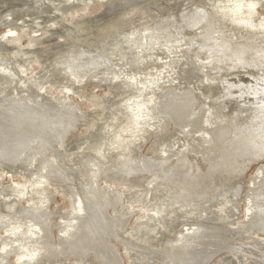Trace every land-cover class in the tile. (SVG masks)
I'll list each match as a JSON object with an SVG mask.
<instances>
[{
  "label": "rangeland",
  "instance_id": "1",
  "mask_svg": "<svg viewBox=\"0 0 264 264\" xmlns=\"http://www.w3.org/2000/svg\"><path fill=\"white\" fill-rule=\"evenodd\" d=\"M46 1H48V2H46ZM46 1L42 0V3L40 4V6L37 7L36 9H34V8L28 7L26 0H24V2L22 0H20V1L19 0H16V1L15 0H7V1L6 0H0V12H1L0 13V58L4 62L5 68H7V70H6L7 72H5L7 75L9 74V72L14 73V70L16 69L15 72H18V73H16L17 78L20 77L19 79H21V80L25 79V82H29L30 81L29 79H31V78H33V79H44V81H43V84L45 82L44 88L49 93H52L54 95H59L58 92L55 91L51 87L52 86L51 84H53V85L55 84V86L58 85L57 87H59V88L61 87V90H63V88H64V91L67 90L65 93H64V91H62L63 97H65L67 95L66 93H68V95L70 96L69 97L70 100L72 101V103L74 102L71 107L75 108V109H71V111L69 110V112H70L69 115H67V114L65 115L66 109L63 111L61 106L57 107L58 105H56L53 109V110H55V113H56V114H54V116L56 117V115L59 114L57 118L58 119L61 118L62 120H64V124L60 125V127L58 129V132H59L58 140L54 142V144H57V146H59L60 151L58 150L52 156H53V159L54 158L55 159L57 158V160L58 159L59 160L64 159V161H62L64 163L59 162V165H60L59 169L60 170L49 171L47 173L44 171L45 169L44 170L41 169V172H40L38 167L35 166L36 168H34V166L32 167V165H27V164H26L27 168L24 165H20V164H16L15 166L5 165V164L1 165L0 166V188L7 187L10 185L11 189L9 188L8 190H6L4 192H2L3 189H0V191L5 195L6 194L9 195L10 190H12L15 193L19 190L26 189V187H24V185L23 186L21 185L22 183H24L27 187L31 188L33 185H36V187L38 189H40V187H41V190H43V188H44V190H43L44 192L51 193L53 195V197H52V201L49 204V207L52 210H54L53 211L54 215H53V220H52L53 221V228H52V226H51V228L50 227L47 229L45 228L44 240H48V239L49 240L50 239L58 240V239H60V235L63 232V230L60 229V225L62 224L61 223V217L58 215L60 214V212H66V213L70 214L71 211L75 210V208H76V201L77 200L74 197H77V194H76V191L74 192L75 189H73V188L71 189L73 180L72 179L69 180L70 179L69 174H70V172L72 175L74 173V175L77 177L76 179H77L78 183L82 184V186H84V185L86 186L87 183H86L85 179H86V174L88 173L87 176H93L94 179L97 178L96 180H98L97 185H98L99 189L107 190L108 197L106 199L107 200V202H106L107 206L106 207L108 209V213L111 215V222L109 224L110 225L109 231H107L105 233L106 236H104V237L103 236H100V237L99 236H90V237L83 236L84 244L87 245L88 248H87V246H85L83 244V242H82V244H80V246L78 244H75V246L71 247L72 249L70 248L71 250L68 249L67 251H65V250L61 249V252H59L57 254L55 253V255L59 254L58 256H60V257L58 259H51V260L43 259L41 261H38L37 264H104V263H107V264H112V263L113 264H117V263L118 264H121V263L122 264H158V262L160 260L159 256L155 255L154 257H149L151 255L150 253L148 254V256H146L147 255L146 253H145V255L138 253L137 251H139V250L136 249L135 245L131 244L132 242H130V239H131V236L132 237L134 236L133 235L135 233L134 226H135L136 222L142 217L143 212H144L143 210H145V209L148 210L153 206L154 200H152L153 196L151 197V195L160 192V190L159 191L155 190L156 187L153 188L152 185H145V183H149V182L155 183L157 181L158 182L165 181L167 183H173V181L174 182H175V180L177 181V178H175L173 176V172H175V170L178 169V170H180V173L181 172L183 173L184 169H186V167H188L187 163L191 162L192 159H194V156L191 155L190 149H187V151L185 150L186 151L185 152L186 159L185 158L180 159L176 162V164L167 161V164L165 163L164 165L158 166L159 164H157L156 159L154 160V158L152 156H150L152 153L155 152V150L159 146L162 147V146L168 145L171 142V140L173 139V136H174V134H172L173 129L175 127H177L175 124L176 123L175 117L180 114V111L183 107L192 109L194 113H199V117L201 119L206 118L208 120L207 121L208 123L206 125L204 124L205 128L207 129V130L205 129L206 131H209L212 128H216L217 125L222 126L223 124H229V127L227 129H224L225 133L223 132V134L221 133L220 135H218L217 140L212 139L211 141L210 140L204 141L203 143H205L204 145L207 148L211 147V149H214L215 151L217 150V152L220 151L218 153L219 156H217L218 157V163H222V162H225L227 160H230L232 162H239L238 166L241 165V167L239 169L240 171L239 172L237 171L238 172L237 177H236L237 189L234 191V194L229 196V197L223 196V197L216 199V198H213V194H209L205 198H203V197H199V198L192 197L191 199L189 198L190 200H187L186 202H182V204L179 202H178L179 204L175 203V205H176L175 208L177 209L176 211H171V212L168 211L169 213L165 212L167 214L164 213L165 215L164 214L160 215L161 219L163 220L164 223L172 219L168 225L169 227L167 228V230L160 226V223H159L160 220H158V221H155L156 228L152 230V232H151L152 234H149V230H147L145 232H141L140 235L136 237L138 240L136 238H135V240L140 241V242L145 243V244H149L150 247L155 246V247L162 248L163 245L166 247L168 245V242H169V240H168L169 237L173 236L176 233L177 229L180 228V226L183 223L182 221H179L180 217L182 218L184 216H187L189 219H190V217H194L195 220H198L199 218H203L204 220L209 221L212 225L215 224L216 226H221V228L228 230L229 233H227V235H226V234L221 233L219 231L215 232V235L212 236V238H210L209 242H205V239L201 240L199 246L194 251L195 253L191 257L190 256L189 257H182L181 256L182 257L181 258L178 254H177L178 255L177 256L175 253L176 258L171 259L169 261V264H188L191 261H198L195 259H197V257L200 255V253H204L205 251H206V253L204 255L205 259L203 257L201 259V261H198V262H202L199 264H264V256H263L264 255V232L257 229V228H254V227H251L253 229L250 230L249 228H246L245 226H243V224L245 223V212H246V210H245L246 209L245 197L247 195V190H248V188H250V184L253 181L252 178L257 173V171H259V170H262V174L264 176V139H263L264 138V136H263L264 135V129H263L264 128V118L261 117V116L264 117V106H262V105H264V89L261 87H252L251 88V86L249 87L247 85L251 82L252 83H257V82L263 83L262 73L264 74V71H263V69H264V54H259L258 55L259 57L257 56V54H255V55L251 54L252 56L251 55L248 56L247 50H252V49H250L249 46L244 45L243 43L242 44L236 43L231 39L230 40H222V41H226V42H222L221 40H219L220 38H223V37L219 36V32H221V31H220V29H219V31H217L218 29L215 26V24H217L218 22L215 24H212L210 26V28H208V29L206 28V33H205L203 38L199 37L198 35L195 36L196 34H194V33H198L199 27H202L201 25L203 24V23H199L198 28H195V30H193V32L189 33L190 35H187V38H188V36L190 37L189 38L190 40L189 39L188 40L191 43H194L193 44L194 46L191 45V48L189 49L188 53L187 52L184 53L185 55L188 54L187 58L189 57L188 60L190 62H188V60L183 62L182 58L185 55H180V54H182V52H179V51L181 49H183L182 48L183 46H179L180 43H176V45L173 49L170 47V46H172V44H170L169 47L168 46H161V45H160L161 46L160 47V46H158V44H154L155 42H153V46L151 45V47L155 48V50L154 49L151 50V52L153 54L151 52H150L151 54L150 53L147 54L148 58L146 57V55H144L142 53V50H140L141 48L134 50V49H131L130 46H122L121 47L122 49L120 48L117 52H115L114 55L110 56L109 58L103 59L102 60L103 62L101 61L102 63L101 62L97 63V64L93 63V65H88L87 67L86 66L83 67V65H82V66L76 67L77 69L76 68L73 69L67 65L62 64L61 62L55 61V59H57L59 57L60 53L63 50H66L67 47L69 48V46H72L73 44L77 45V46L86 47L89 49H91V47L96 46V45L101 46V44H102L101 41L105 42V41L109 40L110 32L122 31L123 29H124L123 31H126V32L131 31V30H137V29L141 30L143 27L149 26L151 24L150 20H153V19L158 17L157 16L158 12H159L158 14H160V19H162V20H160L161 24L167 23V21H168V23L172 22L170 24L174 25L173 23H176V22L179 23V22H181V20H183V18H181L180 14L185 12L186 9L188 10L189 7L191 8L192 6L193 7L194 6L200 7L201 6V8H202L203 5L211 2L212 0L209 2L207 0H175V1L174 0H169V1L168 0H145V2L143 1L144 4H142V5H141V3H143V2L141 0V1L134 2V3L130 4L131 6L127 5L126 8H128V9H126V8L124 9L126 11L123 10L122 13H120L121 11H118L120 14L117 11L110 13L111 11L109 9L112 10L113 9L112 6H109V8H107L108 6H106V5H108L109 0H61V1L60 0H46ZM162 1H163V3H162ZM114 2H116V1L114 0ZM263 2H264V0H261V3H259L257 8H256L258 13L255 14V16H254L255 19H257V17L259 15L264 14V3ZM47 3H49V4H47ZM161 3H162V5H161ZM133 4H135V5H133ZM167 4H170V5H167ZM185 4H187V5L185 6ZM160 5H161V8L159 7ZM207 5L208 4L203 6L204 8H202V9H205V7ZM5 6H7V7H5ZM165 6H168V7H165ZM232 6H234L236 8L237 4L234 3V4H232ZM101 7L102 8L105 7V8L102 10V9H100ZM152 7H154V8H152ZM156 8H158L159 10ZM147 9L150 12H148ZM150 9H152V10H150ZM127 10H128V12H127ZM144 10H145V12H144ZM155 11H157V12H155ZM12 12H13V14H12ZM175 12H177V13H175ZM178 12H180V13H178ZM9 14H10V16H9ZM108 14H109V16H107ZM225 14L226 13H224L223 15H225ZM137 15H138L139 19L136 18ZM115 17L117 19H115ZM134 18H135V20H134ZM164 18H166V19H164ZM130 19L132 20V22L134 24L131 23ZM172 19H173V21H172ZM95 20H97V21H95ZM219 21H220V19H219ZM146 23H147V25H146ZM134 25H136V26H134ZM203 28H205L204 25H203ZM11 29H12V31H17L19 36L21 35L20 36V42H17L18 39L15 40L16 42L15 41L12 42L11 40H13V38L11 35H8V37H6L8 34V30H11ZM94 31H95V33H94ZM225 34L228 37L231 35V34L229 35V33H226V32H225ZM2 36H4V37H2ZM254 36H255L254 32L251 33V31H249V30L246 31V29H244L239 37H240L241 41H249V39H251V37H254ZM214 37H217V39H215ZM5 39H7V40H5ZM32 39H35L34 43H31L30 40H32ZM71 43H73V44H71ZM198 43L200 46H198ZM62 44H63L64 48L62 47ZM213 45H215V46H213ZM60 46H61V48H60ZM65 47H66V49H65ZM196 47H198V48H196ZM244 47H245V49H244ZM227 48H228V50H227ZM233 48H236V49H233ZM237 48H238V51H237ZM58 49L60 52H57ZM60 49H62V50H60ZM125 50H127V51H125ZM133 51H135V52H133ZM173 51H174V53H173ZM136 52H137V54H135ZM177 52H179V53H177ZM238 53H240L241 55ZM126 54L129 56H127ZM133 54H134V56H133ZM142 56H143V58H142ZM171 56L174 59H172ZM166 57H170V59L166 58ZM248 57H250V58H248ZM110 58H112V59H110ZM179 58L181 59V61H179L180 60ZM152 59H153V61H152ZM176 59L178 60V62H176L177 61ZM143 60H145V61H143ZM165 60L166 61L169 60L170 65ZM174 60H176V61H174ZM248 60H250V61H248ZM22 62H23V64H22ZM134 62H138V63H134ZM162 62H163V64H162ZM187 62L190 64H188ZM216 62H217V64H216ZM109 63L110 64L114 63V65H109ZM172 63L175 64V66H173ZM237 63H238V65H236ZM6 65H8V66H6ZM16 66H18L19 68ZM45 66L46 67L50 66L49 69H50V71L51 70L52 71L50 73L48 71H47L48 73L45 72L43 69ZM116 66H118V67H116ZM185 66H186L185 72L186 71L191 72L193 75V78H194L193 82L190 83V85H189V80H187L185 77L183 78V80L181 77H179V70L178 69L185 67ZM10 67H12V68H10ZM13 67H15V68H13ZM168 67L171 69L169 70ZM251 67H253V68H251ZM65 68L68 70L66 71ZM78 68H79V71H78ZM126 68H129V69H126ZM191 69H193V71H190ZM249 70H251V71H249ZM252 70H254V71H252ZM71 71H73V72L71 73ZM74 71H76L78 74L74 73ZM87 71L90 73L92 78H91V76L89 77V73ZM116 71H117V74H116ZM216 71H218L219 73L222 72V73H220L221 75H219V76L222 79L224 78L225 80L224 79L223 80L227 84V85L221 84V83H224L222 81L220 84L217 85L218 86L217 90H215L212 82L209 84L211 79H213V77H216V74H215ZM26 72H27V74H25ZM36 72H37V74H36ZM63 72H65V73H63ZM105 72L108 76L105 74ZM124 72H125V74H124ZM99 73H100V75H102L101 77H100ZM147 73H149V74H147ZM251 73H253V74H251ZM73 74H74V76H73ZM81 74H83V75L85 74V75L81 76ZM169 74H171V75H169ZM48 75L50 76V78H47ZM109 75H111L112 78ZM257 75H258V77H256ZM8 76L6 77V80L8 81L6 84L10 85L11 81H9V79L11 78V76L10 75H8ZM75 76H76V78H75ZM158 76H159V79H158ZM163 76H164V78H163ZM172 76H174V77H172ZM194 76H196V77H194ZM208 76H210V77H208ZM253 76H254V80L252 79ZM36 77H38V78H36ZM94 77H96V78H94ZM145 77L146 78L149 77L150 79L149 78L146 79ZM167 77H169V78H167ZM255 77H256V79H255ZM85 78H88V80H86ZM257 78H258V80H257ZM6 80H1V77H0V88H2L3 85H5L4 82H6ZM80 80L82 81L81 83H80ZM238 81H240V82H238ZM141 82H143V83H141ZM169 82H171V83H169ZM69 83L73 84V87H72L73 89L71 91H68V89H67L69 87L67 84H69ZM82 83H83V85H82ZM140 84H141V86H140ZM233 84H239V86L236 87ZM149 85H151V86H149ZM241 85H243V86H241ZM77 86H80V87H77ZM180 86H182L181 88H184L185 91L184 90L180 91L178 89V88H180ZM228 86H229V88H228ZM261 86H264V83L261 84ZM29 87L30 86H28L26 88L28 89ZM110 87H112V88L110 89ZM242 88L244 89V91L242 90ZM112 89H113V91H111ZM149 89H151V90L153 89V90L149 91ZM157 89H158V91H157ZM74 90H77V92L75 94L73 92ZM167 92L170 93V94H168L169 96L167 98L171 101V105H172L171 107L170 106L166 107L165 105H163L159 102V98L164 96V94H166ZM194 92H196L195 94H197L198 92H204V96L202 98H200V95H198V94L195 95ZM245 92H247L248 97H247V94ZM258 92H260V93H258ZM143 93H145V94H143ZM160 93H162V94H160ZM157 94H158V97H157ZM220 95L222 97H219ZM237 95L239 96V98ZM252 95H253V99H252ZM45 96H46V94H45ZM76 96H78V97H76ZM144 96H145V98H144ZM185 96L189 97V98L186 99ZM240 96H241V98H240ZM155 97H157V98H155ZM224 98H227V99L225 100ZM136 100H138V101H136ZM149 100H150V102H149ZM228 100H229V102H227ZM240 100H242V101H240ZM251 100H253V101H251ZM25 101H28V100H25ZM104 101L105 102L107 101V102L105 103ZM142 101H144V103ZM65 102H67V101H65ZM140 102H142L141 105H140ZM147 102H148V104H147ZM254 102H256V104H254ZM28 103L31 105L36 104L35 102H34L35 104H33L32 101H30ZM158 103H160V104H158ZM133 104H134V106H133ZM168 104H170V103H168ZM233 105L236 107H234ZM152 106H154V107H152ZM103 107H105V108H103ZM142 107H143V110H142ZM211 107L214 109H211ZM234 108H239V109H234ZM103 109L105 110V113H104ZM150 109L152 110V112ZM74 110H76L79 113L78 114L75 111L79 117L77 116L76 113H75V115H72ZM125 110H126V112H125ZM145 110H147L148 112H146ZM249 110L250 111L253 110L252 114H248L247 111H249ZM141 111H143V112H141ZM144 111L146 113L145 114L146 116L144 115ZM168 112H170V114ZM217 112H218V114H217ZM159 113H161V114L164 113V114H162V117H161V114H159ZM62 114H63V116H62ZM156 116H157V118H156ZM150 117H152L154 119H152ZM164 117H166V118H164ZM167 118H169V119H167ZM61 119H59V120L61 121ZM110 119H111V121H110ZM149 119H152L153 121L149 120ZM164 119H166V121ZM222 119H223V121H222ZM224 119H226V120H224ZM123 120H125V121H123ZM129 123L133 127L138 128V131L142 136V138H139V139H142V141L140 142V140H139L140 143L138 142V147H139L138 149H137V147H132L131 144H133L134 142H132V143L130 142L131 144H128L130 147L127 145L131 151L133 150L132 154H134V157H138V155H140V158L138 160H134L133 162H131V160L127 161L128 164H125V163H121V159L118 158V156L120 154L122 155L123 152L121 153V151L119 152L118 150H114V148H115V146H117V140H118L117 135H119V133H120V135H122L121 131H122L123 126L124 125L129 126ZM141 123H142V125H141ZM151 123H152V126H151ZM171 123H173V124L171 125ZM237 123H239L240 125H238V126L235 125ZM232 124H234V125H232ZM148 125H150V126L148 127ZM189 127H188V129L190 130ZM67 128H68V131H65V130H67ZM69 128L70 129L72 128V129L70 130ZM86 130H89V131L87 132ZM205 130L203 129V132ZM245 130H247V131H245ZM115 132H116V134H115ZM236 132H238V134H236ZM245 132L247 134H245ZM262 133H263V135H261ZM114 134L116 136H114ZM224 134H226V135H224ZM232 134L234 137L232 136ZM235 134H236V136H235ZM60 135H61V137H60ZM192 135L193 134H191L190 136H192ZM205 136H206V134L202 133L201 139L202 140L205 139ZM221 136H222V138H221ZM240 136H241V138H240ZM105 138H107V140ZM195 138L197 139L199 137L197 136ZM99 140H100V142H99ZM110 142L113 144H111ZM208 142H210V143H208ZM107 143H109L110 146ZM96 144H97L98 148L96 147ZM213 144H215L216 146H214ZM90 145L93 147H91ZM106 145H108V146H106ZM85 146L89 150L86 151ZM254 146H257V147H254ZM104 148H106L107 150ZM112 148H113V150H112ZM188 148H190V147H188ZM135 150H137V151H135ZM66 152L67 153L69 152V153L67 154ZM109 152L112 154H108ZM91 153L95 156L98 154L99 155L105 154V155L101 156L102 158H99L100 160H98V159L94 158L93 156L91 158V156H90ZM124 153H126V151H124ZM78 154L80 155L79 157H78ZM84 155L86 158L84 157ZM107 156H109L110 158ZM83 157H84V160H83ZM104 157H106V159L108 158L107 159L108 162L105 161L106 159L103 160ZM200 158H206L207 159L206 154H201ZM200 158H199V160H201ZM111 159H112V161H110ZM139 160L140 161L142 160V161L140 162ZM152 160H154V162ZM96 161H97V163H96ZM115 161H117V162H115ZM100 162H102V163L104 162L105 164L103 163L102 166H100L101 165V164H99ZM137 163L140 165H138ZM67 164L68 165L70 164V165L68 166ZM79 164H80V166H79ZM108 164H110V165H108ZM63 165H64V167H63ZM128 165H130V166H128ZM131 165H133L134 167ZM171 165H172V167H171ZM174 165H176V166H174ZM203 165H207V164H203ZM28 167H29V170H28ZM66 168H70V169H66ZM98 168H100V169H98ZM153 168H155V169H153ZM205 168L206 167L203 166V172H204ZM123 169H124V171H123ZM133 169H135L136 172L138 171L139 174L136 173ZM30 170L31 171L35 170V171L31 172ZM103 170H105V171H103ZM113 170H115V171L117 170V171L114 172ZM200 170H202V169H200ZM67 171L69 174L67 173ZM112 171H113V173H112ZM214 171L212 172V174L215 173ZM35 172H37V173H35ZM60 172L62 174H60ZM63 172L65 175L63 174ZM150 172L152 173V175H150L151 174ZM226 172L228 173V171H226ZM23 173H24V175H23ZM117 173H119V174H117ZM161 173H163V174H161ZM43 174H45V175L43 176ZM80 174H83L82 177ZM155 174H156V177H155ZM62 175H64V176H62ZM67 175H68V177H67ZM149 176H150V178H147ZM187 177H188L187 179L184 178L185 181L189 180V178H190V176H187ZM51 178H53V179H51ZM64 178H66V180H65L66 183L63 182ZM80 178H81V181H80ZM54 179H55V181H54ZM159 179H160V181H159ZM30 180H31V182H30ZM60 180H61V182H60ZM83 180H84V182H82ZM16 181H18V182H16ZM36 181H38V182H36ZM12 182L15 184V186H17L18 189H15L17 191L14 190L15 186L11 184ZM39 182H40V184H39ZM48 182H50V183H48ZM67 182L69 183L70 186L68 185ZM30 183H33V184H30ZM41 184H42V186H41ZM48 184H50V185H48ZM65 184L69 187H67ZM156 189H158V188H156ZM50 190H51V192H50ZM132 190H134V191L135 190H143V192L142 193H140V192L139 193H137V192L133 193L134 191H132ZM30 191L32 192V189ZM26 193H27V189L25 190V192L24 191L19 192V195H26ZM67 193H68V195L66 196ZM75 194H76V196H75ZM32 196H33V194H30V197H32ZM30 197H26V198L24 197L25 200H24V198L21 199L19 203L17 202L18 206L17 205L16 206L8 205L9 204L8 201L3 203V205H4L3 206L2 202H3V200H6L7 198L4 197V199H1V197H0V211L2 212V210H3V213H4V214H1V212H0V217L6 216L7 217V218L5 217L6 221H8L7 219H9V222H18V223L20 222L17 225H20V224L22 225V223H23V225H25V223L28 225L29 222L34 223L35 217L30 215L31 207L28 205V201L29 202L31 201ZM263 197H264V195H263ZM113 198H116V199H113ZM26 199H28V200H26ZM35 201H36V197H35ZM108 201L110 202V204H108L109 203ZM6 203H8V204H6ZM25 203H27L26 204L27 206L25 205ZM33 204L38 205V203H33ZM19 205L20 206L22 205V206L20 207ZM69 206H71V207H69ZM108 206H109V208H108ZM2 207H3V209H2ZM110 207H112L113 209ZM166 208H169V206H166ZM166 208H163V210H165ZM7 212H8V214H7ZM35 213H37V212L35 211ZM114 213H117V215ZM16 214H17V216H16ZM27 214H29V215H27ZM28 216H30V217H28ZM126 216H128V217H126ZM10 217H11V219H10ZM175 217L177 219H174ZM5 218H4V220H5ZM13 218L16 220H14ZM194 219H190V220L194 221ZM111 224H112V226H111ZM171 224H173V227ZM115 225L117 226V228ZM174 225H175V227H174ZM159 226H160V228L158 229L157 227H159ZM114 228L118 229V230L116 231ZM171 228H174V229H171ZM236 228H238V230L234 231ZM110 229H111V231H110ZM11 230L12 229L10 227L9 228L7 227L5 230L3 229V231L0 230V241H1L0 242V254H2V259H1L2 261H7V259H8L9 262L15 263L19 259L18 258L19 256L17 255V253L21 252L23 250L29 249L33 243L23 244L25 242V240L19 239L18 241L11 243V245H12L11 248L15 247L14 249L16 252L14 251L13 248L8 249L9 248L8 243L10 242V240H6V239H7V236H11L10 235ZM22 233H25V232L22 231ZM116 233H117V236L115 235ZM49 234H51V235H49ZM48 235H49V238H48ZM228 237H229V239H232L234 241V243L236 245H238V247H239L238 249H235V252H232L231 246L228 243V242H230V241H228ZM88 238H89V240H88ZM105 238H107V240L110 241L114 245L115 251L121 256V262H120L119 258L116 256V252L113 249H111L110 247H108V246L106 247L103 244V239H105ZM90 239H91V241H90ZM126 239L128 242L126 241ZM253 239H257V242L254 243ZM96 240H98V241H96ZM2 241H4L5 243ZM86 241H88V242H86ZM92 241H94V242H92ZM90 242H91V245H88V243H90ZM129 243H130V245H128ZM13 244L16 246H14ZM37 244L35 245V243H34L31 246L32 248H30V251L32 249L34 250L35 248H37V246L39 245V244L38 245ZM227 245H229V246H227ZM91 246H93V247L91 248ZM82 247H84V248H82ZM4 249H6L7 251L6 250L4 251ZM82 249H84V250H82ZM85 250H86V252H85ZM110 251L112 252V254L115 255V257L117 259L114 257V255L111 254ZM67 252H68V254H67ZM100 252H102L103 254L98 255V253H100ZM168 252L169 251L167 250L165 254H167ZM82 253H85V255ZM151 253L153 254L152 251H151ZM74 255H79V256H74ZM109 255H110V257H109ZM168 255L169 256L167 257V259L168 258L170 259L172 257V256H170L171 254L168 253ZM79 257L82 258L83 260L77 261V258H79Z\"/></svg>",
  "mask_w": 264,
  "mask_h": 264
},
{
  "label": "bare ground",
  "instance_id": "2",
  "mask_svg": "<svg viewBox=\"0 0 264 264\" xmlns=\"http://www.w3.org/2000/svg\"><path fill=\"white\" fill-rule=\"evenodd\" d=\"M7 1V0H6ZM16 1V0H15ZM20 1V0H19ZM24 2V0H22ZM46 1V0H44ZM61 1V0H60ZM116 2H114V0H109V3L107 8H109V6H112V10L109 9L111 12L113 13L115 11H121L120 13L123 12V10L126 8L127 5H130L134 2H138L141 0H115ZM145 2V0H142V2ZM169 1V0H168ZM175 1V0H174ZM208 2L211 0H207ZM10 2V1H9ZM22 2V3H23ZM48 2V1H46ZM52 2V1H51ZM141 3L142 4H144ZM206 2V1H205ZM238 2V3H237ZM6 3V2H5ZM26 3L28 5L29 8H34L36 9L37 7L40 6V4L42 3V0H26ZM53 3V2H52ZM107 3V2H106ZM140 3V2H139ZM150 3V2H149ZM148 3V4H149ZM163 3V1H162ZM161 3V5H162ZM170 3V2H169ZM236 3L237 6L236 8L234 6H232V4ZM261 3V0H212L208 4L205 9L203 5L202 8L200 7H189L188 10L186 9L185 12H181L182 14H180L181 18H183V20H181V22H176L173 23L174 25L168 23H160V14L157 13V18L150 20L151 24L149 26H145L143 27L141 30L137 29V30H131V31H114V32H110L109 34V40L102 42L101 41V46H93L91 47V49L86 48V47H82V46H77L73 44L72 46H69V48L65 47L66 50H63L59 57L57 59H55L56 62H61L64 65H67L71 68H76L78 66H82L83 67H87L88 65H93L100 63L103 59L109 58L110 56L114 55L115 52H117L122 46H130L131 49H139L142 50V53L144 55L149 54L151 52V50H155V48L151 47V45L153 46V42H155L154 44H158V46H170V44H172V46H170L171 48L174 49L176 43H180L179 46H183L181 49L180 47V51L182 52V54L180 55H185L184 53L189 51V49L191 48V45H193L194 43H191L189 40V36L187 38V35H190V32H193V30H195V28H198L199 23H203L201 26L199 27V32L198 33H194L196 34L195 36H199V37H204L205 33H206V28H210V26L212 24H215L216 28L218 29L217 31L219 32V36H222L223 38H220L219 40H233L236 43L239 44H244L250 47V49L252 50H247V55L250 56L251 54H257V56L259 54H264V14H261L257 17V19H255V14L258 13L257 11V6L258 4ZM264 3V2H263ZM45 4V3H44ZM49 4V3H47ZM46 4V5H47ZM165 4V3H164ZM135 5V4H133ZM161 5L159 6L161 8ZM170 5V4H167ZM183 5V4H182ZM187 4H185L186 6ZM198 5V4H197ZM18 6V5H17ZM103 6V5H102ZM105 6V7H106ZM131 6V5H130ZM144 6V5H143ZM152 6V5H151ZM164 6V5H163ZM181 6V5H180ZM232 6V7H231ZM7 7V6H5ZM10 7V6H9ZM105 7H101L100 9H104ZM168 7V6H165ZM43 8V7H42ZM106 8V9H107ZM131 8V7H130ZM151 8V7H150ZM154 8V7H152ZM229 8V9H228ZM44 9V8H43ZM62 9V8H61ZM105 9V10H106ZM128 9V8H126ZM158 9V8H156ZM7 10V9H6ZM148 10V9H147ZM152 10V9H150ZM159 10V9H158ZM183 10V9H182ZM225 10V11H224ZM13 11V10H12ZM45 11V10H44ZM49 11V10H48ZM126 11V10H124ZM184 11V10H183ZM128 12V10H127ZM142 12V11H141ZM145 12V10H144ZM148 12H150L148 10ZM157 12V11H155ZM171 12V11H170ZM1 13V12H0ZM18 13V12H17ZM16 13V14H17ZM35 13V12H34ZM41 13V12H40ZM119 13V12H118ZM119 13V14H120ZM147 13V12H146ZM177 13V12H175ZM180 13V12H178ZM224 13H226L225 15H223ZM13 14V12H12ZM20 14V13H19ZM39 14V13H38ZM106 14V13H105ZM153 14V13H152ZM103 15V14H102ZM127 15V14H126ZM139 15V14H138ZM138 15L136 18H138ZM169 15V14H168ZM10 16V14H9ZM24 16V15H23ZM106 16V15H105ZM109 16V14L107 15ZM124 16V15H123ZM135 16V15H134ZM155 16V15H154ZM164 16V15H163ZM162 16V17H163ZM100 17V16H99ZM114 17V16H113ZM119 17V16H118ZM97 18V17H96ZM103 18V17H102ZM177 18V17H176ZM2 19V18H1ZM114 19V18H113ZM115 19H117L115 17ZM139 19V18H138ZM151 19V18H150ZM166 19V18H164ZM180 19V18H179ZM220 19V21H219ZM131 20V19H130ZM135 20V18H134ZM5 21V20H4ZM97 21V20H95ZM124 21V20H123ZM153 21V22H152ZM173 21V19H172ZM179 21V20H178ZM139 22V21H138ZM117 23V22H116ZM119 23V22H118ZM131 23L132 20H131ZM134 24V23H133ZM115 25V24H114ZM119 25V24H118ZM137 25V24H136ZM134 25V26H136ZM147 25V23H146ZM203 25L205 26V28H203ZM116 26V25H115ZM219 26V27H218ZM96 27V26H95ZM94 27V28H95ZM112 27V26H111ZM141 28V27H140ZM246 29L254 32L255 36L251 37V39H249V41H241L240 40V34L242 33V31ZM94 30V29H93ZM96 30V29H95ZM166 32V33H165ZM229 33V37L225 34ZM95 33V31H94ZM107 33V32H106ZM6 35V34H5ZM8 35H11L13 40H11L12 42L17 40V42H20V36L18 34L17 31H12L8 30V34L6 37H8ZM193 35V34H192ZM23 36V35H22ZM4 37V36H2ZM237 37V38H236ZM208 38V37H207ZM215 39H217V37H214ZM3 39V38H2ZM9 39V38H8ZM189 39V40H188ZM7 40V39H5ZM31 43L35 42V39L30 40ZM192 41V40H191ZM3 42V41H2ZM16 42V41H15ZM222 42H226V41H222ZM65 43V42H64ZM97 43V42H96ZM232 43V42H231ZM238 44V45H239ZM70 45V44H69ZM232 45V44H231ZM68 46V45H67ZM160 46V47H161ZM194 46V45H193ZM198 46L199 43H198ZM215 46V45H213ZM57 47V46H56ZM63 47V44H62ZM235 47V46H234ZM243 47V46H242ZM58 48V47H57ZM61 48V46H60ZM64 48V47H63ZM124 48V47H123ZM165 48V47H164ZM198 48V47H196ZM122 49V48H121ZM126 49V48H125ZM236 49V48H233ZM245 49V47H244ZM243 49V50H244ZM56 50V49H55ZM62 50V49H60ZM219 50V49H218ZM228 50V48H227ZM240 50V49H239ZM127 51V50H125ZM124 51V52H125ZM162 51V50H161ZM195 51V50H194ZM211 51V50H210ZM238 51V48H237ZM57 52H60L59 49ZM56 52V53H57ZM135 52V51H133ZM138 52V51H137ZM137 52L135 54H137ZM140 52V51H139ZM163 52V51H162ZM177 52V53H179ZM245 52V51H244ZM127 53V52H126ZM152 53V52H151ZM150 53V54H151ZM174 53V51H173ZM176 53V52H175ZM153 54V53H152ZM195 54V53H194ZM240 54V53H238ZM125 55V54H124ZM127 55V54H126ZM166 55V54H165ZM170 55V54H169ZM241 55V54H240ZM129 56V55H127ZM132 56V55H131ZM134 56V54H133ZM138 56V55H137ZM186 56V57H185ZM183 56V62L187 61L188 58V54ZM200 56V55H199ZM206 56V55H205ZM219 56V55H218ZM252 56V55H251ZM55 57V56H54ZM118 57V56H117ZM121 57V56H120ZM145 57V56H144ZM157 57V56H156ZM176 57V56H175ZM198 57V56H197ZM196 57V58H197ZM242 57V56H241ZM259 57V56H258ZM115 58V57H114ZM113 58V59H114ZM134 58V57H133ZM143 58V56H142ZM148 58V57H147ZM169 58L170 57H166ZM172 58V56H171ZM195 58V57H194ZM203 58V57H202ZM210 58V57H209ZM250 58V57H248ZM54 59V58H53ZM52 59V60H53ZM112 59V58H110ZM127 59V58H126ZM136 59V58H135ZM174 59V58H172ZM180 59V58H179ZM212 59V58H211ZM210 59V60H211ZM239 59V58H238ZM128 60V59H127ZM177 60V59H176ZM174 60V61H176ZM192 60V59H191ZM218 60V59H217ZM236 60V59H235ZM111 61V60H110ZM121 61V60H120ZM137 61V60H136ZM145 61V60H143ZM153 61V59H152ZM166 61V60H165ZM181 61V59L179 60ZM199 61V60H198ZM241 61V60H240ZM245 61V60H244ZM243 61V62H244ZM250 61V60H248ZM40 62V61H39ZM103 62V61H102ZM101 62V63H102ZM105 62V61H104ZM112 62V61H111ZM116 62V61H115ZM130 62V61H129ZM128 62V63H129ZM169 64V60L166 61ZM178 62V60L176 61ZM188 62H190L188 60ZM187 62V63H188ZM210 62V61H209ZM236 62V61H235ZM134 63H138V62H134ZM146 63V62H145ZM203 63V62H202ZM208 63V62H207ZM7 64V63H6ZM23 64V62H22ZM57 64V63H56ZM131 64V63H130ZM163 64V62H162ZM173 64V63H172ZM190 64V63H188ZM206 64V63H205ZM217 64V62H216ZM249 64V63H248ZM257 64V63H256ZM260 64V63H259ZM100 65V64H99ZM106 65V64H105ZM109 65H114L110 64ZM126 65V64H125ZM140 65V64H139ZM138 65V66H139ZM166 65V64H165ZM170 65V64H169ZM168 65V66H169ZM181 65V64H180ZM238 65V63L236 64ZM258 65V64H257ZM256 65V66H257ZM8 66V65H6ZM14 66V65H13ZM52 66V65H51ZM57 66V65H56ZM101 66V65H100ZM137 66V65H136ZM173 66H175V64H173ZM182 66V65H181ZM263 66V65H262ZM18 67V66H16ZM23 67V66H22ZM102 67V66H101ZM112 67V66H111ZM118 67V66H116ZM115 67V68H116ZM135 67V66H134ZM153 67V66H152ZM232 67V66H231ZM236 67V66H235ZM12 68V67H10ZM15 68V67H13ZM19 68V67H18ZM50 66L48 67H44V71L45 72H51L50 71ZM57 68V67H56ZM55 68V69H56ZM104 68V67H103ZM107 68V67H106ZM166 68V67H165ZM169 68V67H168ZM185 67L179 68V77L183 78L185 77L187 80H189V85L190 83L193 82L194 78L191 72L186 71L185 72ZM194 68V67H193ZM200 68V67H199ZM202 68V67H201ZM253 68V67H251ZM66 69V68H65ZM77 69V68H76ZM84 69V68H83ZM98 69V68H97ZM101 69V68H100ZM114 69V68H113ZM120 69V68H119ZM129 69V68H126ZM171 68H169L170 70ZM242 69V68H241ZM245 69V68H244ZM249 69V68H248ZM7 68H5L4 62L1 60L0 58V77L1 80H6V77L8 75L11 76V78L9 79V81H11L10 85L6 84L8 81L6 80L5 85H3L2 88H0V166L1 165H11V166H15L16 164H20V165H24L27 168V165H32V167L34 166V168L38 167L40 172L41 169L44 170L46 173L49 171H55V170H60L59 167V162L64 163L62 161L63 160H57V158L54 160L53 159V154L55 152H57L59 150V146H57V144H54L55 141L58 140V136H59V132L58 129L60 127V125L64 124V120L61 121L57 118L58 115H56V117L54 116L55 110L54 107L56 105H58L57 107L61 106L63 111L66 109L65 115H69L71 111V109H75L72 108V101L70 100V96L68 95V93H66L67 95L65 97H63V90H61V87H57L55 86V84H51L52 88L58 92L59 95H54L52 93L47 92V90L44 88V84L43 81L44 79H29V82H25L24 80H21L19 78H17L16 73L14 70V73L9 72V74L7 75L5 72ZM68 69H66L67 71ZM117 70V69H116ZM123 70V69H122ZM131 70V69H130ZM137 70V69H136ZM135 70V71H136ZM157 70V69H156ZM167 70V69H166ZM214 70V69H213ZM23 71V70H22ZM35 71V70H34ZM79 71V68H78ZM81 71V70H80ZM104 71V70H103ZM115 71V70H114ZM190 71H193V69H191ZM203 71V70H202ZM251 71V70H249ZM254 71V70H252ZM264 71V69H263ZM33 72V71H32ZM47 72V73H48ZM73 71H71L72 73ZM88 72V71H87ZM100 72V71H99ZM102 72V71H101ZM139 72V71H138ZM153 72V71H152ZM151 72V73H152ZM159 72V71H158ZM211 72V71H210ZM65 73V72H63ZM69 73V72H68ZM74 73H77L76 71H74ZM85 73V72H84ZM89 73V72H88ZM111 73V72H110ZM115 73V72H114ZM128 73V72H127ZM137 73V72H136ZM157 73V72H156ZM166 73V72H165ZM222 73V72H220ZM218 71H216V77H213V79H211V81L209 82V84L212 82L213 86L215 88V90H217V85L220 84L222 81L224 82V80L219 76L221 75ZM227 73V72H226ZM27 74V72L25 73ZM37 74V72H36ZM40 74V73H39ZM38 74V75H39ZM78 74V73H77ZM86 74V73H85ZM84 74V75H85ZM97 74V73H96ZM95 74V75H96ZM106 74V72H105ZM117 74V71H116ZM125 74V72H124ZM130 74V73H129ZM139 74V73H138ZM149 74V73H147ZM172 74V73H171ZM169 74V75H171ZM201 74V73H200ZM199 74V75H200ZM253 74V73H251ZM260 74V73H259ZM80 75V74H79ZM83 74H81V76H84ZM88 75V74H87ZM100 75V73H99ZM107 75V74H106ZM131 75V74H130ZM144 75V74H143ZM159 75V74H158ZM204 75V74H203ZM206 75V74H205ZM256 75V74H255ZM254 75V76H255ZM32 76V75H31ZM53 76V75H52ZM71 76V75H70ZM74 76V74H73ZM80 76V77H81ZM90 73H89V77H90ZM102 75H100L101 77ZM108 76V75H107ZM111 76V75H109ZM117 76V75H116ZM115 76V77H116ZM201 76V75H200ZM224 76V75H223ZM254 76H253V80H254ZM261 76V75H260ZM9 77V76H8ZM40 77V76H39ZM174 77V76H172ZM178 77V76H177ZM196 77V76H194ZM199 77V76H198ZM210 77V76H208ZM258 77V75L256 76ZM255 77V79H256ZM38 78V77H36ZM42 78V77H41ZM47 78H50V76L48 75ZM76 78V76H75ZM92 78V76H91ZM96 78V77H94ZM109 78V77H108ZM112 78V76H111ZM128 78V77H127ZM139 78V77H138ZM146 78V77H145ZM149 78V77H148ZM146 78V79H148ZM156 78V77H155ZM164 78V76H163ZM169 78V77H167ZM200 78V77H199ZM221 78V79H220ZM262 78H263V83H264V74L262 73ZM46 79V78H45ZM56 79V78H55ZM86 80H88V78H85ZM84 79V80H85ZM136 79V78H135ZM145 79V80H146ZM150 79V78H149ZM153 79V78H152ZM159 79V76H158ZM171 79V78H170ZM207 79V78H206ZM209 79V78H208ZM83 80V81H84ZM139 80V79H138ZM143 80V79H142ZM155 80V79H154ZM162 80V79H161ZM192 80V81H191ZM203 80V79H202ZM210 80V79H209ZM258 80V78H257ZM262 80V79H261ZM260 80V81H261ZM150 81V80H149ZM156 81V80H155ZM176 81V80H175ZM185 81V80H184ZM249 81V80H248ZM82 81L80 80V83ZM164 82V81H163ZM162 82V83H163ZM178 82V81H177ZM201 82V81H200ZM240 82V81H238ZM243 82V81H242ZM246 82V81H245ZM254 82V81H253ZM3 83V82H2ZM113 83V82H112ZM143 83V82H141ZM147 83V82H146ZM171 83V82H169ZM261 82H257V83H249L247 84L249 87H261L264 89V86H261V84H263ZM106 84V83H105ZM119 84V83H118ZM134 84V83H133ZM139 84V83H138ZM188 84V83H187ZM203 84V83H202ZM224 85H227L226 82L221 83ZM65 85V84H64ZM69 87L67 88L68 91H71L73 88V84L69 83L67 84ZM83 85V83H82ZM112 85V84H111ZM167 85V84H166ZM234 86L238 87L239 84H233ZM256 85V86H255ZM30 86L28 89L26 87ZM138 86V85H137ZM141 86V84H140ZM151 86V85H149ZM148 86V87H149ZM154 86V85H153ZM201 86V85H200ZM233 86V87H234ZM243 86V85H241ZM245 86V85H244ZM80 87V86H77ZM159 87V86H158ZM170 87V86H169ZM182 86H180V88H178L180 91H183L184 88H181ZM203 87V86H202ZM224 87V86H223ZM232 87V88H233ZM112 87H110L111 89ZM227 88V87H226ZM229 88V86H228ZM146 89V88H145ZM164 89V88H163ZM116 90V89H115ZM114 90V91H115ZM143 90V89H142ZM151 89H149L150 91ZM153 90V89H152ZM151 90V91H152ZM161 90V89H160ZM225 90V89H224ZM227 90V89H226ZM230 90V89H229ZM242 90L244 91V89L242 88ZM251 90V89H250ZM67 91V90H66ZM64 91V93L66 92ZM113 91V89L111 90ZM117 91V90H116ZM148 91V92H149ZM158 91V89H157ZM168 91V90H167ZM185 91V90H184ZM194 91V90H193ZM242 91V92H243ZM252 91V90H251ZM74 94L77 92V90L73 91ZM161 92V91H160ZM135 93V92H134ZM196 92H194L195 94ZM221 93V92H220ZM247 94V92H245ZM250 93V92H249ZM260 93V92H258ZM46 94V96H45ZM145 94V93H143ZM162 94V93H160ZM170 93H166L164 94V96H162L161 98H159V102L163 105H165L166 107L168 106H172L171 105V101L167 98ZM198 95H200V98H202L204 96V92H198ZM195 94V95H197ZM222 94V93H221ZM77 95V94H76ZM80 95V94H79ZM85 95V94H84ZM139 95V94H138ZM141 95V94H140ZM240 95V94H239ZM142 96V95H141ZM155 96V95H154ZM190 96V95H189ZM228 96V95H227ZM238 96V95H237ZM246 96V95H245ZM244 96V97H245ZM78 97V96H76ZM88 97V96H87ZM86 97V98H87ZM133 97V96H132ZM147 97V96H146ZM158 97V94H157ZM155 97V98H157ZM219 97H222L221 95ZM248 97V94H247ZM145 98V96H144ZM151 98V97H150ZM185 98H189L186 97ZM239 98V96H238ZM241 98V96H240ZM246 98V97H245ZM79 99V98H78ZM131 99V98H130ZM135 99V98H134ZM143 99V98H142ZM218 99V98H217ZM225 100L227 98H224ZM236 99V98H235ZM243 99V98H242ZM248 99V98H247ZM252 99H253V95H252ZM28 100V101H25ZM118 100V99H117ZM215 100V99H214ZM256 100V99H255ZM32 101L33 104L35 105H31L28 102ZM67 101V102H65ZM138 101V100H136ZM170 101V102H169ZM222 101V100H221ZM237 101V100H236ZM242 101V100H240ZM253 101V100H251ZM35 102V103H34ZM105 102V101H104ZM107 102V101H106ZM105 102V103H106ZM144 103V101H142ZM140 102V105L141 103ZM150 102V100H149ZM178 102V101H177ZM229 102V100L227 101ZM152 103V102H151ZM156 103V102H155ZM158 103V104H160ZM170 103V104H168ZM113 104V103H112ZM130 104V103H129ZM148 104V102H147ZM236 104V103H235ZM254 104H256V102H254ZM152 105V104H151ZM150 105V106H151ZM156 105V104H155ZM75 106V105H74ZM79 106V105H78ZM106 106V105H105ZM113 106V105H112ZM134 106V104H133ZM209 106V105H208ZM207 106V107H208ZM234 106V105H233ZM264 106V105H262ZM76 107V106H75ZM93 107V106H92ZM138 107V106H137ZM136 107V108H137ZM146 107V106H145ZM154 107V106H152ZM215 107V106H214ZM236 107V106H234ZM105 108V107H103ZM141 108V107H140ZM159 108V107H158ZM58 109V108H57ZM210 109V108H209ZM208 109V110H209ZM211 109H214L211 107ZM225 109V108H224ZM227 109V108H226ZM233 109V108H232ZM234 109H239V108H234ZM251 109V108H250ZM52 110V111H51ZM104 110V109H103ZM143 110V107H142ZM151 110V109H150ZM156 110V109H155ZM76 110L73 111L72 115H75ZM108 111V110H107ZM146 112H148L147 110H145ZM144 111V115L146 114ZM167 111V110H166ZM165 111V112H166ZM170 111V110H169ZM213 111V110H212ZM253 111V110H252ZM252 111H247L248 114H252ZM103 112V111H102ZM115 112V111H114ZM126 112V110H125ZM143 112V111H141ZM152 112V110H151ZM155 112V111H154ZM163 112V111H162ZM33 113V114H32ZM64 113V112H63ZM78 113V112H77ZM76 113V114H77ZM105 113V110H104ZM170 114V112H168ZM212 113V112H211ZM238 113V112H237ZM244 113V112H243ZM79 114V113H78ZM77 114V116H78ZM141 114V113H140ZM161 114V113H159ZM164 114V113H162ZM161 114V117H162ZM218 114V112H217ZM64 115V116H65ZM104 115V114H103ZM155 115V114H154ZM63 116V114H62ZM102 116V115H101ZM107 116V115H106ZM109 116V115H108ZM139 116V115H138ZM142 116V115H141ZM146 116V115H145ZM79 117V116H78ZM104 117V116H103ZM110 117V116H109ZM143 117V116H142ZM160 117V116H159ZM160 117V118H161ZM168 117V116H167ZM262 118H264L263 116H261ZM130 118V117H129ZM147 118V117H146ZM152 118V117H150ZM157 118V116H156ZM166 118V117H164ZM176 126L173 129V139L171 140V142L168 145L162 146V147H158L154 153H152L150 156H152L154 158V160L156 159L157 164H159L158 166L164 165L165 163L167 164V161L176 164V162L180 159L185 158V152L187 151V149L191 150V155L194 156V159H192L191 162H188V167H186V169H184L183 173H180V170H175V172H173V176L175 178H177V181L175 180V182L173 181V183H167L165 181L163 182H149V183H145V185H152V187H156L158 189L155 188V190H160L159 193H155L153 195H151V197L153 196L154 202H153V206L150 209H145L143 210V215L142 217L136 222L135 226H134V230L135 233L133 234L134 236H131L130 242H132L131 244L135 245L136 249L139 250L137 251L140 254H147L146 256H148V254L150 253L151 255L149 257H154L155 255L159 256L160 260L158 262V264H169V261L171 259L176 258V255L178 254L180 257H191L195 252V250L197 249V247L199 246L201 240L205 239V242H209L210 238H212V236L215 235V232L219 231L221 233H224L227 235V233H229L228 230L221 228V226H216L215 224L212 225L209 221L204 220L203 218H199L198 220H195L194 217H190V219H194V221L190 220L187 216L184 217H180L179 221H182V225L180 226V228L177 229L176 233L169 237V242L168 245L165 247L163 245L162 248L160 247H150L149 244H145L142 243L140 241H136L135 238L137 236L140 235L141 232H145L147 230H149V234H152V230L156 228L155 226V221L160 220V226L163 227L164 229L167 230V228L169 227V223L172 220H169L167 222H163V220L161 219L162 214H164L165 212L169 213L171 211H176L177 209L175 208V203H181L182 202H186L187 200H190L192 197L195 198H199V197H207L209 194H213V198H220L223 196H231L234 194V191L237 189V184H236V177L238 172L240 171V166H238L239 162H232L230 160H227L225 162L222 163H218V153L217 150L215 151L214 149H211V147H206L203 143L204 141H211L212 139H216L218 135H220L221 133L223 134V132L225 133L224 129H227L229 127V124H223L222 126L217 125L216 128H212L209 131H206L207 129L205 128V125L208 123L206 118L201 119L199 117V113H194L192 109L183 107L180 111V114L177 115L176 117ZM200 118V119H199ZM64 119V118H63ZM72 119V118H71ZM76 119V118H75ZM154 119V118H152ZM149 119V120H152ZM169 119V118H167ZM206 119V120H205ZM73 120V119H72ZM147 120V119H146ZM145 120V121H146ZM163 120V119H162ZM166 121V119H164ZM172 120V119H171ZM226 120V119H224ZM111 121V119H110ZM125 121V120H123ZM139 121V120H138ZM144 121V120H143ZM153 121V120H152ZM223 121V119H222ZM71 122V121H70ZM97 122V121H96ZM104 122V121H103ZM155 122V121H154ZM164 122V121H163ZM127 123V122H126ZM143 123V122H142ZM141 123V125H142ZM225 123V122H224ZM230 123V122H229ZM73 124V123H72ZM96 124V123H95ZM115 124V123H114ZM168 124V123H167ZM173 123H171L172 125ZM205 124V125H204ZM219 124V123H218ZM106 125V124H105ZM157 125V124H156ZM160 125V124H159ZM165 125V124H164ZM234 125V124H232ZM235 125H240L239 123L235 124ZM74 126V125H73ZM95 126V125H94ZM150 125H148L149 127ZM152 126V123H151ZM155 126V125H154ZM161 126V125H160ZM190 126V127H189ZM96 127V126H95ZM103 127V126H102ZM107 127V126H106ZM145 127V126H144ZM188 127L190 128V130L188 129ZM215 127V126H214ZM248 127V126H247ZM94 128V127H93ZM154 128V127H153ZM172 128V127H171ZM70 129V128H69ZM72 129V128H71ZM70 129V130H71ZM144 129V128H143ZM142 129V130H143ZM147 129V128H146ZM149 129V128H148ZM192 129V130H191ZM203 129L206 131L203 132ZM264 129V128H263ZM103 130V129H102ZM153 130V129H152ZM189 130V131H188ZM63 131V130H62ZM68 131V128L67 130ZM87 132L89 130H86ZM146 131V130H145ZM227 131V130H226ZM230 131V130H229ZM247 131V130H245ZM122 135H117L118 136V140H117V146H115L114 150H118L119 152L121 151V153L123 152V154L119 155L118 158L121 159V163H125L128 164L127 161L133 162L134 160H138L140 158V155H138V157H134V154H132V151L128 148V144H131L132 142H134L132 145V147H138V142L140 140V142L142 141L141 134L138 131L137 127H133L130 123L129 126H123L122 128ZM148 132V131H147ZM146 132V133H147ZM62 133V132H61ZM67 133V132H66ZM142 133V132H141ZM144 133V132H143ZM206 134L205 139H201V135ZM209 133V134H208ZM229 133V132H228ZM101 134V133H100ZM107 134V133H106ZM116 134V132H115ZM114 134V136H116ZM191 134H193L192 136H190ZM236 134H238V132H236ZM235 134V136H236ZM245 134H247L245 132ZM110 135V134H109ZM108 135V136H109ZM143 135V134H142ZM145 135V134H144ZM226 135V134H224ZM231 135V134H230ZM229 135V136H230ZM263 135V133L261 134ZM94 136V135H93ZM102 136V135H101ZM199 137V138H195V137ZM233 136V134H232ZM257 136V135H256ZM259 136V135H258ZM264 136V135H263ZM61 137V135H60ZM103 137V136H102ZM168 137V136H167ZM204 137V136H203ZM224 137V136H223ZM234 137V136H233ZM232 137V138H233ZM260 137V136H259ZM63 138V137H62ZM104 138V137H103ZM144 138V137H143ZM190 138V139H189ZM222 138V136H221ZM241 138V136H240ZM255 138V137H254ZM107 140V138H105ZM110 139V138H109ZM231 139V138H230ZM259 139V138H258ZM262 139V138H261ZM264 139V138H263ZM114 140V139H113ZM167 140V139H166ZM246 140V139H245ZM62 141V140H61ZM110 141V140H109ZM255 141V140H254ZM100 142V140H99ZM98 142V143H99ZM131 142V143H130ZM139 142V143H140ZM262 142V141H261ZM260 142V143H261ZM111 143V142H110ZM210 143V142H208ZM250 143V142H249ZM255 143V142H254ZM63 144V143H62ZM109 145V143H107ZM113 144V143H111ZM163 144V143H162ZM229 144V143H228ZM262 144V143H261ZM106 145V146H108ZM128 145V146H127ZM214 146H216L215 144H213ZM63 146V145H62ZM77 146V145H76ZM88 146V145H87ZM91 146V145H90ZM105 146V145H104ZM110 146V145H109ZM225 146V145H224ZM227 146V145H226ZM93 147V146H91ZM97 147V144H96ZM130 147V146H129ZM190 147V148H188ZM213 147V146H212ZM231 147V146H230ZM257 147V146H254ZM86 148V146H85ZM84 148V149H85ZM90 148V147H89ZM95 148V147H94ZM98 148V147H97ZM107 148V147H106ZM104 148V149H106ZM110 148V147H109ZM226 148V147H225ZM61 149V148H60ZM101 149V148H100ZM217 149V148H216ZM253 149V148H252ZM82 150V149H81ZM89 150L86 148V151ZM92 150V149H91ZM107 150V149H106ZM113 150V148H112ZM186 150V151H185ZM222 150V149H221ZM60 151V150H59ZM96 151V150H95ZM94 151V152H95ZM109 151V150H108ZM124 151H126V153H124ZM137 151V150H135ZM93 152V153H94ZM189 152V151H188ZM67 153V152H66ZM69 153V152H68ZM67 153V154H68ZM82 153V152H81ZM106 153V152H105ZM117 153V152H116ZM115 153V154H116ZM62 154V153H61ZM89 154V153H88ZM108 154H112V153H108ZM118 154V153H117ZM201 154H206V158H200ZM221 154V153H220ZM59 155V154H58ZM71 155V154H70ZM82 155V154H81ZM105 155V154H104ZM103 154H98V155H93L91 153V158L92 156L98 160H100L99 158H102L101 156H104ZM114 155V154H113ZM137 155V154H136ZM208 155V156H207ZM80 155L78 154V157ZM115 156V155H114ZM113 156V157H114ZM149 156V157H150ZM37 157V158H36ZM82 157V156H81ZM85 157V155H84ZM83 157V160H84ZM109 157V156H107ZM156 157V158H155ZM36 158V159H35ZM59 158V157H58ZM68 158V157H67ZM86 158V157H85ZM110 158V157H109ZM115 158V157H114ZM143 158V157H142ZM151 158V157H150ZM149 158V159H150ZM152 158V159H153ZM188 158V157H187ZM199 158L201 160H199ZM106 157L103 158V160H105ZM108 159V158H107ZM107 159L105 161H107ZM144 159V158H143ZM212 159V160H211ZM240 159V158H239ZM81 160V159H80ZM94 160V159H93ZM97 160V161H98ZM102 160V161H103ZM116 160V159H115ZM154 160H152L154 162ZM78 161V160H77ZM96 161V163H97ZM112 161V159L110 160ZM140 161V160H139ZM142 161V160H141ZM140 161V162H141ZM190 161V160H189ZM24 162V163H23ZM81 162V161H80ZM86 162V161H85ZM99 162V161H98ZM108 162V161H107ZM117 162V161H115ZM139 162V163H140ZM155 162V163H156ZM181 162V161H180ZM73 163V162H72ZM104 163V162H103ZM102 162H100L99 164H101L100 166H102L103 164ZM135 163V162H134ZM27 164V165H26ZM78 164V163H77ZM87 164V163H86ZM98 164V165H99ZM105 164V163H104ZM138 164V163H137ZM203 164H207V165H203ZM68 165V164H67ZM66 165V166H67ZM70 165V164H69ZM68 165V166H69ZM97 165V166H98ZM110 165V164H108ZM118 165V164H117ZM140 165V164H138ZM155 165V164H154ZM194 165V166H193ZM23 166V167H24ZM36 166V167H35ZM77 166V165H76ZM80 166V164H79ZM119 166V165H118ZM130 166V165H128ZM127 166V167H128ZM133 166V165H131ZM136 166V165H135ZM176 166V165H174ZM203 166L206 167L204 169L203 172ZM64 167V165H63ZM73 167V166H72ZM82 167V166H81ZM99 167V166H98ZM122 167V166H121ZM124 167V166H123ZM134 167V166H133ZM139 167V166H138ZM172 167V165H171ZM6 168V167H5ZM14 168V167H13ZM112 168V167H111ZM125 168V167H124ZM160 168V167H159ZM12 169V168H11ZM66 169H70V168H66ZM100 169V168H98ZM122 169V168H121ZM131 169V168H130ZM136 169V168H135ZM135 169H133L135 171ZM155 169V168H153ZM169 169V168H168ZM202 169V170H200ZM29 170V167H28ZM96 170V169H95ZM102 170V169H101ZM107 170V169H106ZM112 170V169H111ZM126 170V169H125ZM182 170V169H181ZM215 170V171H214ZM236 170V171H235ZM25 171V170H24ZM31 171V170H30ZM35 171V170H32ZM31 171V172H32ZM64 171V170H63ZM105 171V170H103ZM114 172H116L115 170H113ZM112 171V173H113ZM124 171V169H123ZM122 171V172H123ZM173 171V170H172ZM215 172L212 174V172ZM228 171V173L226 172ZM238 171V172H237ZM26 172V171H25ZM70 172V171H69ZM73 172V171H72ZM88 172V171H87ZM95 172V171H94ZM121 172V171H120ZM136 172V171H135ZM37 173V172H35ZM68 173V171H67ZM93 173V172H92ZM138 173V171L136 172ZM146 173V172H145ZM144 173V174H145ZM151 173V172H150ZM160 173V172H159ZM180 173V174H179ZM32 174V173H31ZM30 174V175H31ZM60 174H62L60 172ZM64 174V172H63ZM69 174V173H68ZM88 174V173H87ZM86 174V186H82V184H79L77 181V177L74 175L69 174V180H73L72 181V187L71 189H75L74 192L76 191L77 197L76 198V208L75 210L71 211V213H66V212H60V214L58 216L61 217V225H60V229L63 230L62 234L60 235V239L56 240V239H48V240H44V233H45V228H53V211L50 207L49 204L52 201V197L53 195L51 193H47L44 192V188L43 190L38 189L36 187V185H33L31 188L27 187L24 183H22L21 185L24 187H26L27 189V193L26 195H19V192L24 191V190H15L18 189L17 186H15V184L12 182L11 184L15 186L14 190L17 192H13L12 190H10V194H3L2 192L8 190L10 188V185L7 187H3L0 189H3L2 192L0 193V197L1 199H4V197H6V200H3V203L7 202L6 204L8 205H14V206H18L17 202L19 203L21 199H23L24 197H30V194H33L31 198V201H28V205L31 207V212L30 215L34 216V223L29 222L28 225L25 223V225H17L19 224L18 222H9V219H7L8 221H6V216H2L0 217V230L3 231V229L5 230L7 227L11 228V232L10 235L11 236H7L6 240H10V242L8 243L9 248L8 249H12L11 248V243L18 241L19 239L21 240H25V242L23 244H27V243H35V245L37 244V248H35L34 250L32 249L30 251V248H32L31 245L29 249L23 250L21 252H18L17 255L19 256L18 260L15 263H11L9 262V260L7 259V261H2V254H0V264H37L38 261H41L43 259H58L60 256L55 255V253H59L61 252V249L67 251L68 249H70L72 246H75V244H78L80 246V244H84L83 241V236H106V232L109 231V224L111 222V215L108 213V209H107V190H102L98 188L97 185V181L96 179L93 178V176H87ZM91 174V173H90ZM119 174V173H117ZM121 174V173H120ZM139 174V173H138ZM149 174V173H148ZM163 174V173H161ZM229 174V175H228ZM24 175V173H23ZM29 175V176H30ZM35 175V174H34ZM39 175V174H38ZM45 174H43L44 176ZM65 175V174H64ZM62 175V176H64ZM81 177L83 174H80ZM79 175V176H80ZM94 175V174H93ZM127 175V174H126ZM146 175V174H145ZM152 175V173L150 174ZM154 175V174H153ZM158 175V174H157ZM179 175V176H178ZM51 176V175H50ZM61 176V175H60ZM165 176V175H164ZM187 176H190L189 180H186L184 178H188ZM36 177V176H35ZM40 177V176H39ZM42 177V176H41ZM68 177V175H67ZM154 177V176H153ZM156 177V174H155ZM154 177V178H155ZM49 178V177H48ZM63 178V177H62ZM93 178V179H92ZM147 178H150L147 177ZM167 178V177H166ZM32 179V178H31ZM37 179V178H36ZM53 179V178H51ZM99 179V178H98ZM152 179V178H151ZM26 180V179H25ZM66 178H64L63 182H65ZM144 180V179H143ZM252 182L250 184V188H248L247 190V195L245 197V206H246V212H245V223L243 224V226H245L246 228H249L250 230H252L254 228H257L261 231L264 232V176L262 174V170L257 171V173L253 176L252 178ZM19 181V180H18ZM16 181V182H18ZM28 181V180H27ZM55 181V179H54ZM68 181V180H67ZM81 181V178H80ZM160 181V179H159ZM172 181V180H171ZM23 182V181H22ZM26 182V181H25ZM31 182V180H30ZM38 182V181H36ZM57 182V181H56ZM61 182V180H60ZM59 182V183H60ZM62 182V183H63ZM69 182V181H68ZM67 182V183H68ZM84 182V180L82 181ZM145 182V181H144ZM50 183V182H48ZM58 183V182H57ZM61 183V184H62ZM33 184V183H30ZM38 184V183H37ZM40 184V182H39ZM74 184V185H73ZM79 184V185H78ZM50 185V184H48ZM66 185V184H65ZM69 185V183H68ZM81 185V186H80ZM42 186V184H41ZM60 186V185H59ZM64 186V185H63ZM67 186V185H66ZM70 186V185H69ZM67 186V187H69ZM12 187V186H11ZM29 188V189H28ZM61 188V187H60ZM77 188V189H76ZM11 189V188H10ZM32 189V192L30 191ZM63 189V188H62ZM133 189V188H132ZM47 190V189H46ZM163 190V191H162ZM134 191V190H132ZM9 192V191H8ZM51 192V190H50ZM142 193L143 190H135L133 193ZM166 192V193H165ZM72 193V192H71ZM109 193V192H108ZM132 193V194H133ZM16 196H15V195ZM75 194V196H76ZM5 195V196H4ZM68 195V193L66 194V196ZM35 197H36V201H35ZM150 197V198H151ZM24 198V200H25ZM112 198V197H111ZM190 198V199H189ZM69 199V198H68ZM116 199V198H113ZM28 200V199H26ZM30 200V199H29ZM110 200V199H109ZM74 201V200H73ZM22 202V201H21ZM109 202V201H108ZM116 202V201H115ZM114 202V203H115ZM33 203H38V205H34ZM149 203V202H148ZM147 203V204H148ZM178 203V204H179ZM27 203H25L26 205ZM110 204V202L108 203ZM146 204V205H147ZM73 205V204H72ZM4 206V205H3ZM20 206V205H19ZM22 206V205H21ZM20 206V207H21ZM27 206V205H26ZM28 206V207H29ZM166 206H169V208H166ZM7 207V206H6ZM25 207V206H24ZM38 207V208H37ZM71 207V206H69ZM109 208V206H108ZM112 208V207H110ZM163 208H166L165 210H163ZM3 209V207H2ZM14 209V208H13ZM73 209V208H72ZM113 209V208H112ZM162 209V210H161ZM175 209V210H174ZM5 210V209H4ZM11 210V209H10ZM27 210V209H26ZM9 211V210H8ZM12 211V210H11ZM19 211V210H18ZM17 211V212H18ZM35 211L37 213H35ZM169 211V212H168ZM1 212V211H0ZM16 212V213H17ZM22 212V211H21ZM20 212V213H21ZM19 213V212H18ZM112 213V212H111ZM123 213V212H122ZM165 213V214H167ZM1 214L3 213V210L1 212ZM8 214V212H7ZM117 215V213H114ZM164 214V215H165ZM29 215V214H27ZM11 216V215H10ZM17 216V214H16ZM114 216V215H113ZM121 216V215H120ZM6 217V218H5ZM12 217V216H11ZM10 217V219H11ZM30 217V216H28ZM117 217V216H116ZM128 217V216H126ZM5 218V220H4ZM27 218V217H26ZM14 219V218H13ZM25 219V218H24ZM174 219H177L176 217ZM16 220V219H14ZM33 220V219H32ZM59 220V219H58ZM118 220V219H117ZM115 221V220H114ZM113 221V222H114ZM121 221V220H120ZM165 221V220H164ZM174 221V220H173ZM191 221V222H190ZM175 222V221H174ZM123 223V222H122ZM173 223V222H172ZM113 224V223H112ZM111 224V226H112ZM122 225V224H121ZM173 227V224H171ZM58 226V225H57ZM116 226V225H115ZM157 227L158 229L160 228ZM120 227V226H119ZM171 227V226H170ZM175 227V225H174ZM59 228V227H58ZM117 228V226H116ZM115 229V228H114ZM120 229V228H119ZM170 229V228H169ZM174 229V228H171ZM52 230V229H51ZM116 231L118 229H115ZM238 228H236L234 231H237ZM25 232V233H22ZM111 231V229H110ZM174 231V230H173ZM9 232V231H8ZM50 232V231H49ZM52 232V231H51ZM175 232V231H174ZM173 232V233H174ZM218 232V233H219ZM7 233V232H6ZM22 233V234H21ZM113 233V232H112ZM133 233V232H132ZM156 233V232H155ZM58 234V233H57ZM60 234V233H59ZM114 234V233H113ZM24 235V236H23ZM46 235V234H45ZM51 235V234H49ZM48 235V238H49ZM117 236V233L115 234ZM47 236V235H46ZM59 236V235H58ZM57 236V237H58ZM109 236V235H108ZM115 236V237H116ZM170 236V235H169ZM224 236V235H223ZM222 236V237H223ZM6 238V237H5ZM10 238V239H9ZM86 239V238H85ZM116 239V238H115ZM128 239V238H127ZM126 239V241H127ZM137 239V238H136ZM4 240V239H3ZM89 240V238H88ZM135 240V241H134ZM138 240V239H137ZM91 241V239H90ZM98 241V240H96ZM226 241V240H225ZM228 242L229 245L231 246L232 252H235V249H238V245H236L234 243V241L232 239H229L228 237ZM1 242V241H0ZM4 242V241H2ZM88 242V241H86ZM94 242V241H92ZM128 242V241H127ZM197 242V243H196ZM253 242H257V239H253ZM5 243V242H4ZM22 243V242H21ZM102 243V242H101ZM223 243V242H222ZM221 243V244H222ZM2 244V243H1ZM16 244V243H15ZM100 244V243H99ZM103 244L107 247H110L111 249H114V245L107 240V238L103 239ZM197 244V245H196ZM218 244V243H217ZM226 244V243H225ZM4 245V244H3ZM14 245V244H13ZM85 245V244H84ZM88 245H91V242L88 243ZM130 245V243L128 244ZM227 245V246H229ZM16 246V245H14ZM19 246V245H18ZM87 246V245H85ZM127 246V245H126ZM218 246V245H217ZM6 247V246H5ZM28 247V246H27ZM26 247V248H27ZM34 247V246H33ZM93 246H91L92 248ZM15 248V247H14ZM13 248V249H14ZM81 248V247H80ZM79 248V249H80ZM84 248V247H82ZM88 248V246H87ZM25 249V248H24ZM72 249V248H71ZM70 249V250H71ZM95 249V248H94ZM211 249V248H210ZM216 249V248H215ZM6 249H4L5 251ZM84 250V249H82ZM81 250V251H82ZM169 251L168 253H170L172 256L170 259L167 257L169 256L168 253H166V251ZM7 251V250H6ZM15 251V249H14ZM91 251V250H90ZM95 251V250H94ZM109 251V250H108ZM151 251L153 252V254L151 253ZM238 251V250H237ZM16 252V251H15ZM72 252V251H71ZM70 252V253H71ZM80 252V251H79ZM86 252V250H85ZM111 252V251H110ZM116 252V251H115ZM5 253V252H4ZM66 253V252H65ZM69 253V254H70ZM78 253V252H77ZM76 253V254H77ZM89 253V252H88ZM92 253V252H91ZM176 253V255H175ZM206 251L204 253H200V255L197 257L198 261H201V259L204 257ZM229 253V252H228ZM68 254V252H67ZM66 254V255H67ZM85 255V253H82ZM99 254H103L102 252L98 253ZM112 254V252H111ZM110 254V255H111ZM174 254V255H173ZM62 255V254H61ZM65 255V256H66ZM109 255V257H110ZM114 255V254H112ZM177 255V256H178ZM70 256V255H69ZM74 256H79V255H74ZM82 256V255H81ZM97 256V255H96ZM116 256L119 258L120 262H121V256L116 252ZM264 256V255H263ZM262 256V257H263ZM84 257V256H83ZM88 257V256H87ZM115 257V255H114ZM181 257V258H182ZM5 258V257H4ZM7 258V257H6ZM73 258V257H72ZM116 258V257H115ZM16 259V258H15ZM104 259V258H103ZM117 259V258H116ZM205 259V257H204ZM82 258H77V261H82ZM112 260V259H111ZM110 260V261H111ZM176 260V259H175ZM178 260V259H177ZM101 261V260H100ZM116 261V260H115ZM198 261H191L188 264H199L202 262H198ZM230 261V260H229ZM258 261V260H257ZM6 262V263H5ZM103 262V261H102ZM172 262V261H171ZM193 262V263H192ZM107 264V263H104ZM113 264V263H112ZM118 264V263H117ZM122 264V263H121Z\"/></svg>",
  "mask_w": 264,
  "mask_h": 264
}]
</instances>
